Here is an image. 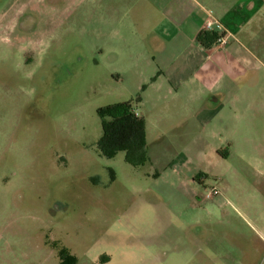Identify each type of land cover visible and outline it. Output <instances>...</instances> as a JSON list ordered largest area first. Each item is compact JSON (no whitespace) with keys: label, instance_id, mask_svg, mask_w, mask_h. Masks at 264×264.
<instances>
[{"label":"rangeland","instance_id":"obj_1","mask_svg":"<svg viewBox=\"0 0 264 264\" xmlns=\"http://www.w3.org/2000/svg\"><path fill=\"white\" fill-rule=\"evenodd\" d=\"M133 3L0 0V264H61L63 253L74 264H264V163L248 171L236 155L218 167L212 131L170 120L153 143L149 78L123 73L110 49ZM259 32L251 43L264 47ZM124 102L145 119L155 162L101 154L99 110ZM201 166L223 175L196 195L174 171ZM212 187L220 195L206 199Z\"/></svg>","mask_w":264,"mask_h":264},{"label":"crops","instance_id":"obj_2","mask_svg":"<svg viewBox=\"0 0 264 264\" xmlns=\"http://www.w3.org/2000/svg\"><path fill=\"white\" fill-rule=\"evenodd\" d=\"M130 9L120 17L121 28L115 33L122 44L110 49L118 54L123 73L134 72L144 82L149 78V127L153 124L160 132L153 143L165 140L159 127L165 128L168 120L172 131L209 130L215 141L210 156L218 167L237 155L243 168L257 170L264 163V62L255 51L264 47L251 42L258 41L264 23V0H135ZM208 13L231 33L227 46L198 40ZM124 19L134 20L139 28H126ZM157 111L167 116L153 122ZM150 158L155 162L153 155ZM213 169L174 172L199 195L198 187L206 186L209 174L223 175ZM258 204L247 205L260 209Z\"/></svg>","mask_w":264,"mask_h":264},{"label":"trees","instance_id":"obj_3","mask_svg":"<svg viewBox=\"0 0 264 264\" xmlns=\"http://www.w3.org/2000/svg\"><path fill=\"white\" fill-rule=\"evenodd\" d=\"M215 34L202 32L198 40L207 45V40L216 42ZM103 124V137L98 146L101 154L113 159L117 154L124 152L127 162L133 166H140L150 162L146 121L137 115L132 102L119 103L99 110ZM74 264L77 260L68 254H62L61 264Z\"/></svg>","mask_w":264,"mask_h":264},{"label":"built area","instance_id":"obj_4","mask_svg":"<svg viewBox=\"0 0 264 264\" xmlns=\"http://www.w3.org/2000/svg\"><path fill=\"white\" fill-rule=\"evenodd\" d=\"M204 33L215 34L217 36L216 45L219 47L227 46L231 41V33L227 30L222 21L217 19L213 13H208L204 28ZM220 195V190L217 187L206 189L205 198L212 199Z\"/></svg>","mask_w":264,"mask_h":264}]
</instances>
